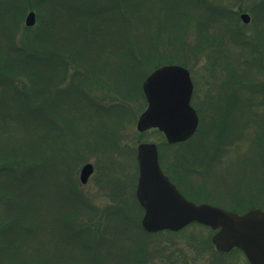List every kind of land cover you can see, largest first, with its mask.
<instances>
[{
  "label": "rangeland",
  "instance_id": "374dc122",
  "mask_svg": "<svg viewBox=\"0 0 264 264\" xmlns=\"http://www.w3.org/2000/svg\"><path fill=\"white\" fill-rule=\"evenodd\" d=\"M116 1L119 4L114 7L111 18L112 23L118 20L116 26H121V17L125 14L136 12L138 16L139 5L146 2L139 10L145 13L146 9L151 10L153 3V0ZM162 1L168 4L163 13L167 19H159L157 23L161 22L159 26L167 21L170 23L162 37L165 49L160 56L162 60L172 58L173 63L189 70L193 83L191 105L199 116L195 135L183 144H167L156 129L143 133L136 129L137 118L146 107L142 82L156 67L149 71L145 68L136 76L126 75L121 79L131 84L126 90L122 82L115 90L109 88L111 86L106 88L107 26L97 28L94 23L85 34L77 26L78 18L82 17L81 6L96 4L97 9L103 7L93 16L94 21H98L106 16V0H0V111H7L3 109L4 98L12 104L13 100L20 102L21 97H28L36 88L33 83H44L43 76L51 67L46 62L39 63L33 70L38 79L33 81L22 76L21 70L26 65L17 59L25 58L23 52H32L30 48L41 52L44 43L52 48L51 41L60 55L64 48L87 50L89 47L84 45L87 43L82 41L90 42L93 48L98 43L103 44L105 50L104 59L98 63L100 85H93L94 75L87 74L88 82L84 88L75 84L65 95L64 101L68 102L64 107L72 119L67 138L76 150H72V167L62 166L56 152L59 145L55 143L50 154L44 153L41 175L34 179L30 175L23 176L16 185L11 179L13 175L8 173L4 184L8 188L0 192V264H33L35 261L36 264H74V261L76 264H95L100 263L94 255L99 253L104 255L100 264H106V241L98 242L96 249L91 247L90 252L76 259L67 250L70 258L64 256L60 243L62 233L57 228L63 211V192L81 193L90 206L98 210L111 206L128 212L130 220L122 221L120 214L107 222L112 226L118 222L126 230L125 236L116 237L120 248L117 251L113 248V254L108 251L110 256H127L135 263L133 255L138 254L145 264H248L242 252L236 249L228 253L216 251L210 242L213 230L202 224L192 223L174 234L153 236L141 231L143 210L135 198L136 145L154 142L158 146L161 169L174 179L187 199L239 213L255 207L264 210V0ZM216 5L227 10L228 15L214 19L211 7ZM29 11L35 13V23L31 27L24 22ZM241 12L250 16L248 23L240 19ZM152 14L148 13L149 19L145 18L144 22V28L150 32L158 26L152 25L155 21L151 20ZM120 33L126 37L132 30L125 28ZM95 39L97 43H94ZM80 42L82 45L78 44ZM79 64H69L68 72L75 69L80 72L82 66ZM89 65L90 61L84 63L85 67ZM82 73L84 75L85 70ZM38 87L34 97L37 101L42 99V90L39 92ZM7 115L8 112L0 118L5 119ZM11 122L9 125L0 120V164L13 160L10 153L15 138L25 143L29 136V131L13 130ZM62 125L61 122L55 124L57 129ZM86 162L93 164L94 171L88 182L81 184L79 171ZM173 163L180 165L175 168ZM69 184L76 191L68 189ZM31 195L37 199L40 196L37 204L42 214L43 236L37 253L32 252L31 241L18 228L36 226L25 212ZM16 217L22 225L15 221ZM102 225L106 226V222ZM50 246L54 248L51 250ZM88 254L94 256L90 259ZM122 261L119 264H123Z\"/></svg>",
  "mask_w": 264,
  "mask_h": 264
},
{
  "label": "trees",
  "instance_id": "16d2710c",
  "mask_svg": "<svg viewBox=\"0 0 264 264\" xmlns=\"http://www.w3.org/2000/svg\"><path fill=\"white\" fill-rule=\"evenodd\" d=\"M141 2L144 3V1ZM141 2L138 3L141 4ZM145 3L139 6H141V8L143 9V7L146 5ZM118 4L119 2H117L116 0H106V16H104V18L102 17L98 21H94L93 16L98 11H101L103 7L97 9L96 4L86 5L85 7L81 6L80 16L82 17L78 18L79 21L77 20V26H80L82 34H85V32H87L85 30H87L88 27L94 26V23L97 28L100 26L104 27V25L107 26V30L105 31L107 39L106 88H108V86H111L109 88H112L114 90L117 89L115 88L117 84L121 85V79L126 77V75H128L129 73L132 76H136L139 75L141 71H144L145 68L146 70H150L151 68H155L161 64H164L165 62L173 63V60H170L172 58L162 60L163 58L160 54V52L164 51L165 49V40L162 37L165 34L166 27L168 28L167 24L170 22L167 21L166 23H162V26H159L161 22L157 23L159 19H167L166 14L163 13H165L164 9H166L168 4H166L162 0H153V6L151 5V10L149 12L146 9L145 13H141L139 11L141 10V8H139L138 16H136V12L125 14L122 16L123 18L121 17L123 25L121 24V26H116V22L118 20L112 23L113 20H111V18L113 19L112 13L115 12L114 7ZM211 8L214 10L213 12H211L215 16L214 19H217L219 15H228V11L222 9L219 5ZM150 12L154 13L151 16V20H155L152 25H158L157 27L153 28L152 32L147 31V29L144 28V25L146 26V23H144L145 18L149 19L148 13L151 14ZM121 15L122 14H120L119 16ZM179 15L185 21V17L181 14ZM114 19H117V16ZM175 20L178 21V19ZM124 22H126V24ZM164 26L165 28H163ZM134 27L136 29H134ZM125 28H127V30L130 28L132 30V34L124 37V35H122L120 32L124 31ZM103 30H105V28ZM116 31H119L117 37H115ZM44 39L47 40V38ZM83 42H86L87 44L84 45H87L90 49L88 48L87 50H84L78 48L76 50L73 49L75 50L74 52L70 48H64L65 51H63V55H60L54 47L55 43L53 42V44L51 41L50 44H52V48L49 47L51 45L44 43L41 52L36 49L30 48L32 49V52H23L25 58L17 59L19 63L23 64V66L26 65V68L24 67L21 70L22 76L27 77L32 81L34 78L38 79L33 70L34 67L39 65V63L44 64L43 62H46L47 64H50L51 67L47 68V75L43 76L44 83H33L36 85V88H34L35 90H32L31 94L28 97H21L20 102H16L13 100L12 104L6 102V98H4V102L2 101V104H4L3 109H6L7 111L1 110L0 116L6 115L7 112L8 115L5 119L0 118V120L7 121L9 125L10 120H12L11 123L13 126V130H26L27 133L29 131V136L27 139L24 137L26 141L25 143L22 142L21 139L15 138L16 141L13 140L14 147L12 148L10 153V156L13 160L11 162H7L6 164H0V192H3L4 188H8V186L4 185L9 176L8 173L13 175L11 179L16 181V185L19 183V181L24 179L23 176L30 175V177L34 179L36 175H41L40 163H42L44 160V153L47 152L48 154H50L53 151L52 148L55 143L59 145V147L56 149V152H58V154L60 155L59 159H61L62 161V166L67 169L72 167L71 165L74 161V157L72 156V154L73 151L76 150L74 146L69 144V140L67 138V135L70 133L69 124L72 119L68 116L66 108L64 107L68 102V100H66V102L64 101L66 98L65 95L71 90L70 89L68 91V89L75 84H79L81 88H84L86 85L85 83L88 82V78H86L88 76L87 74L94 75L95 82H91L93 85H100L98 63H100L104 59L103 51H105L102 46L103 44L99 45L100 43H98L97 47L94 46L93 48V45H91L90 42L82 41V43ZM82 43L80 42L78 44L82 45ZM94 43H97V40ZM86 61H90L89 67L84 66V63ZM73 63H81V65H79L82 66V70L80 69L79 72L78 69H75L74 72L69 73V64ZM18 66L23 67L21 65ZM83 70H85L86 72L84 73V75L82 73ZM126 70L127 72H125ZM8 78L11 77L8 76ZM113 80H117L120 83H117ZM59 84H62V87H59ZM38 85L40 86L39 92L40 90H42V99L39 101L34 98L37 94L36 90L37 88H39ZM122 85L124 87V90H126L125 88L129 87L131 84L128 82H122ZM17 91L23 93V91L19 89ZM44 97L46 99V103ZM261 103H258L257 105L261 106ZM58 122H61L63 124L60 127L61 129H57L55 126V124H57ZM22 127L27 128L25 129ZM195 133L193 134V136L195 135ZM193 136L190 138L192 139ZM190 138L185 142L176 144L186 143L190 140ZM4 154L5 156H7L5 152ZM173 165L175 167L179 166L180 164L173 163ZM63 175H65L64 172ZM170 179L172 181L174 180L172 178ZM24 185L25 187L27 186L26 184ZM71 188L72 186L69 184L68 189ZM73 189L74 188H72V190ZM182 193L186 196V193ZM36 196H30L29 201L26 202V207H28V209L27 211H25L26 213H28V219L30 221L34 220L32 224L36 226H32V228H30L31 226H29L28 228L19 226L18 228H21L24 236L28 237V239L31 241L30 243L32 246V252L37 253V251L40 249L39 246L41 236H43V226L42 222L40 221L42 215L39 213L40 205L37 204V200H40V196L38 197V199ZM62 196L63 211L60 214L61 222L59 221V226H57V228L59 229V232L61 231L62 233L60 243L63 246V250L65 251L64 256L66 255L67 257H69V253L66 254L67 250L68 252H71V254L73 255V259H76L77 257L83 256L81 254H87L88 252H90L91 247L96 249L98 244L106 241V264H119L120 260H123V264H145V262L138 256V254L133 255L135 263H132L131 259L127 256L126 258H120L119 256L108 255V251H111L113 248L116 247V249H114L115 251H117V248H120L119 243L116 241V237H119L122 234H124L125 236L126 230L122 229L120 227V223L118 222H116V225L114 226L109 225L107 222L111 218H118L120 214L121 218H123L121 219L122 221H124V219L130 220V217L127 214L128 212H126V210H120V208H113L111 206L98 210L94 208L93 205L90 206L88 200L79 192H63ZM33 217L35 218L33 219ZM16 220L19 225H22L17 217L15 218V221ZM29 220L27 222H29ZM104 222H106V226L102 225ZM17 230L18 229H16V232ZM141 231L145 235L151 234L153 236L161 233H176L169 230L149 233L143 230V228L141 229ZM110 241L112 243H110ZM53 245L55 247V242L53 243ZM54 247H51L50 249L52 250ZM77 252H79L80 254H77ZM99 254L100 255H94L95 258L97 260L99 259L101 263V259L104 255L101 253ZM111 254H113V252ZM94 255L88 254L87 257L91 259ZM71 261L73 262L74 260ZM129 261L131 263H129ZM100 263L95 262V264ZM33 264H36V261ZM74 264H76L75 261Z\"/></svg>",
  "mask_w": 264,
  "mask_h": 264
},
{
  "label": "water",
  "instance_id": "95a60500",
  "mask_svg": "<svg viewBox=\"0 0 264 264\" xmlns=\"http://www.w3.org/2000/svg\"><path fill=\"white\" fill-rule=\"evenodd\" d=\"M240 19L248 23L250 16L242 12ZM25 25L35 23V13L29 11ZM146 107L139 114V133L159 130L167 143L189 139L198 127L199 118L190 100L193 84L187 68L179 64H164L152 70L142 82ZM138 175L135 198L143 210L140 220L149 233L178 231L190 223H199L214 232L210 242L215 250L228 253L234 248L242 251L249 264H264V210L259 207L239 213L208 202L187 199L161 170L158 149L154 142L136 145ZM94 166L82 165L79 182L87 183Z\"/></svg>",
  "mask_w": 264,
  "mask_h": 264
},
{
  "label": "flooded vegetation",
  "instance_id": "af4514ba",
  "mask_svg": "<svg viewBox=\"0 0 264 264\" xmlns=\"http://www.w3.org/2000/svg\"><path fill=\"white\" fill-rule=\"evenodd\" d=\"M242 13V12H241Z\"/></svg>",
  "mask_w": 264,
  "mask_h": 264
}]
</instances>
